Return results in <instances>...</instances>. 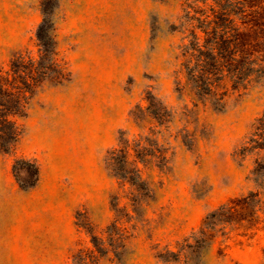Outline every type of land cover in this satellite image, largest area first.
I'll return each instance as SVG.
<instances>
[{"label":"rangeland","instance_id":"rangeland-1","mask_svg":"<svg viewBox=\"0 0 264 264\" xmlns=\"http://www.w3.org/2000/svg\"><path fill=\"white\" fill-rule=\"evenodd\" d=\"M182 3L0 0V74L46 19L64 66L0 142V264H264V73L198 92Z\"/></svg>","mask_w":264,"mask_h":264},{"label":"trees","instance_id":"trees-1","mask_svg":"<svg viewBox=\"0 0 264 264\" xmlns=\"http://www.w3.org/2000/svg\"><path fill=\"white\" fill-rule=\"evenodd\" d=\"M182 26L185 43L180 46L182 67L190 84L200 93L214 94L224 81L234 88L246 85L254 75L264 73V1L260 0H183ZM37 38L42 60L39 79L30 71L20 70L19 62L11 61L5 76L0 74V142L14 144L22 134L15 117L26 116V108L34 95V86L45 80L48 72L64 66L59 63L55 27L45 20L39 27ZM22 71V73H21ZM260 138L264 139V117L260 119ZM33 182L24 189L33 187L38 181L39 168L34 162ZM257 194L244 200L251 202ZM248 204V203H247ZM253 216V214H252Z\"/></svg>","mask_w":264,"mask_h":264}]
</instances>
